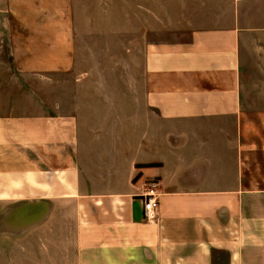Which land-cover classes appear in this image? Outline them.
<instances>
[{"label": "crops", "instance_id": "1", "mask_svg": "<svg viewBox=\"0 0 264 264\" xmlns=\"http://www.w3.org/2000/svg\"><path fill=\"white\" fill-rule=\"evenodd\" d=\"M83 1L0 0V264H264V0Z\"/></svg>", "mask_w": 264, "mask_h": 264}, {"label": "rangeland", "instance_id": "2", "mask_svg": "<svg viewBox=\"0 0 264 264\" xmlns=\"http://www.w3.org/2000/svg\"><path fill=\"white\" fill-rule=\"evenodd\" d=\"M130 0H124L123 5H122V11H123V19H120V23L123 24V29H124V35H123V39H124V43L127 44V46H125V50L126 47L130 46L131 44V14H130ZM131 2V1H130ZM98 6V4H97ZM119 7V5H118ZM77 12L79 13V18H77L76 23H77V27L81 30L84 31L86 30V27L89 25L90 20L89 18L85 17V14H93V15H98V11L99 9L95 8V5L92 4V7L89 8L88 10H85V3L83 0H79V2L77 3V7H76ZM94 18V17H93ZM93 26L94 23L98 26V22L99 19L94 18L91 19ZM81 38V37H80ZM83 38V36H82ZM140 58L142 59V52L140 54ZM253 125H255L256 127V136H259L260 139H264V116H250ZM18 236V233L15 235ZM29 246L34 249L35 244L33 243L32 245L29 244Z\"/></svg>", "mask_w": 264, "mask_h": 264}, {"label": "built area", "instance_id": "3", "mask_svg": "<svg viewBox=\"0 0 264 264\" xmlns=\"http://www.w3.org/2000/svg\"><path fill=\"white\" fill-rule=\"evenodd\" d=\"M160 197V181L151 178L144 183V192L141 196L144 216L147 220H153L157 216Z\"/></svg>", "mask_w": 264, "mask_h": 264}]
</instances>
